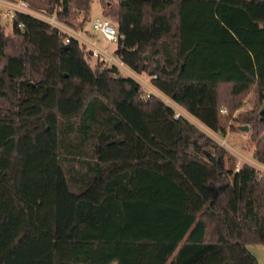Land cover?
Returning <instances> with one entry per match:
<instances>
[{
	"label": "trees",
	"instance_id": "trees-1",
	"mask_svg": "<svg viewBox=\"0 0 264 264\" xmlns=\"http://www.w3.org/2000/svg\"><path fill=\"white\" fill-rule=\"evenodd\" d=\"M25 1L83 19L90 3ZM99 4L123 61L209 129L223 132L254 84L264 104V0ZM88 56L31 14L10 33L0 21V264H259L248 245H264V171L225 168L192 122ZM237 118L264 164V108Z\"/></svg>",
	"mask_w": 264,
	"mask_h": 264
},
{
	"label": "rangeland",
	"instance_id": "rangeland-1",
	"mask_svg": "<svg viewBox=\"0 0 264 264\" xmlns=\"http://www.w3.org/2000/svg\"><path fill=\"white\" fill-rule=\"evenodd\" d=\"M106 1V0H105ZM109 2H112L114 0H107ZM29 7L34 11V12H42L45 14H53L55 19L59 22V25L61 27V31H63L62 33L68 35L73 33V30L81 28L82 26H84L86 29L91 30L92 32H94L93 27H92V19L96 16H100L103 15L105 17H107L113 24L114 21L113 19L106 13L101 12V6L99 4V0H90L89 3V10H88V15L85 19H83V12H76L73 9H71V12L64 18L58 17L56 15V10L58 9V5L57 4H53L52 6V10L50 13H48L46 10L47 8V4L41 1H37L36 3H28ZM2 23V22H1ZM3 24V23H2ZM3 29L6 33H10L11 32V27H9L6 24H3ZM188 29H190V27H188ZM97 35L99 36V42L101 43H105L109 48L112 47L114 44L113 43H109L107 42L99 33H97ZM79 41V40H78ZM80 43V41H79ZM84 46V45H83ZM85 52H87L88 49L85 48ZM87 56V54H86ZM87 61L91 66H95L96 65V61L94 60L93 57L88 56L87 57ZM99 64V63H98ZM100 65V64H99ZM132 71V69H131ZM129 72H125L124 70L121 71L120 73L123 75H128ZM141 73L142 79L139 82L140 88L142 90L141 85L142 84V80H146V82L150 83V75L146 72V71H141L139 72ZM145 84V83H144ZM144 86V85H143ZM256 85H252L250 87V89L247 91L246 95L243 97V99L241 100V104L240 106L233 110L226 122V126H225V130L223 132H218V131H210V130H202V124L196 120V118L194 116H190L189 115V119L190 122L196 123L199 126H196L199 130H201L202 132H204L205 135H207L208 137H210V139H212L219 147H221L224 150V162L223 165L225 168L227 167H233L235 170V167L238 165L240 166L242 163H246L247 162H251L254 165H259L261 168L264 169V164H258L254 161V159L252 158V150L254 148V142H252L251 138H250V124L249 123H243V124H247L248 125V129L246 131H243L241 129H239V125H241V121L238 120L237 115L239 114V112H247L252 110H257L258 108H262L264 106V104H262L260 101L257 100L256 97ZM143 91V90H142ZM144 92V91H143ZM241 107V108H240ZM185 113V111H184ZM257 130L259 131V134L264 133V127L258 126ZM224 139L225 143L221 144V140ZM84 151L82 154L80 155H76L75 158L78 159H82L87 156L90 152V145H85L84 146ZM205 150L210 151V152H215L213 148H209L207 147ZM86 151V154H84ZM63 155H65L67 157V159L65 160L66 162V166L68 167L69 165H74V167H78L79 170L82 169V167L79 166L78 161H75V158H71L72 155L70 154H66L63 152ZM258 169V168H257ZM259 171L263 172V170L258 169ZM249 250L257 256L259 262L262 264L264 263V253L260 252L259 250L262 249V251H264V245L261 244H250L248 245Z\"/></svg>",
	"mask_w": 264,
	"mask_h": 264
},
{
	"label": "built area",
	"instance_id": "built-area-1",
	"mask_svg": "<svg viewBox=\"0 0 264 264\" xmlns=\"http://www.w3.org/2000/svg\"><path fill=\"white\" fill-rule=\"evenodd\" d=\"M17 13H28L35 17H38L47 23H49L51 26L55 27L58 31L63 32L61 30V27L59 25V22L55 19L53 14H45L42 12H34L28 5V3L25 0H0V21L3 24L8 25L11 27L12 21L14 17L17 15ZM92 27L94 32L97 34L99 33L107 42L113 43L114 49H108L105 46L98 47L95 45L94 42L91 43V46L88 48L87 52L88 55L93 57L94 60L100 64V66L105 65H114L119 71H125L129 72L131 71V68L123 61L122 57L117 54L115 51L116 43L118 41V38L120 37V34L117 32L115 25L105 16L100 15L96 16L92 19ZM21 25V24H18ZM70 36H73L72 34H64L63 33V40L64 42H68ZM133 71V70H132ZM131 71V72H132ZM130 73H128V76H131ZM154 75H150L152 77ZM132 77V76H131ZM133 78V77H132ZM141 80V79H140ZM139 81L138 84H139ZM146 80H142V84H144ZM140 86V85H139ZM143 85H141L142 87ZM145 95H154L155 97L162 100L164 103L168 104L173 109V116H183L185 117L184 113L180 110V108L177 106L178 104L174 103L173 100H171L168 96L163 94L160 90L156 89L155 91H151L149 89H143ZM220 111L225 112V108L221 107ZM225 143V140H221V144ZM256 163L258 161L254 160ZM246 163L254 166L256 169L263 170L259 165H254L251 162ZM262 164V163H258ZM238 165L235 167V170L238 169Z\"/></svg>",
	"mask_w": 264,
	"mask_h": 264
},
{
	"label": "crops",
	"instance_id": "crops-1",
	"mask_svg": "<svg viewBox=\"0 0 264 264\" xmlns=\"http://www.w3.org/2000/svg\"><path fill=\"white\" fill-rule=\"evenodd\" d=\"M73 35V37H75L77 40L80 41V43L82 45L85 46L86 49H88L90 46H91V43L94 42L96 46L98 47H107L108 49H114V46L112 47H108L105 43H101L99 42V36L95 33V32H92L91 30H88L86 29L84 26H82L81 28H78V29H74L73 30V33H71ZM135 80L139 81L140 79H142V76H141V73L139 72H135V71H132L131 74H130ZM145 84H143L144 86H142V90L145 88V89H149L151 91H155L157 88L155 86L152 85L151 81L150 83L149 82H144ZM176 103V102H174ZM177 104V103H176ZM180 110L184 113L185 115V118H187L189 121V115L191 116V114H189L182 106H180L179 104L177 105ZM241 108V107H240ZM193 116V115H192ZM196 120H198L196 118ZM199 121V120H198ZM200 122V121H199ZM193 123V122H192ZM201 123V122H200ZM194 125L196 126H199L197 125L196 123H193ZM202 124V127H199V128H202V130H210L212 131L211 129H209L208 127H206L203 123ZM259 163V162H258ZM249 248V247H248ZM260 252L264 253V251H262V249L259 250ZM256 256V255H255ZM257 258V256H256ZM257 261L259 262L258 258H257ZM111 264H115L114 262H112ZM259 264H261L259 262ZM264 264V263H262Z\"/></svg>",
	"mask_w": 264,
	"mask_h": 264
},
{
	"label": "water",
	"instance_id": "water-1",
	"mask_svg": "<svg viewBox=\"0 0 264 264\" xmlns=\"http://www.w3.org/2000/svg\"><path fill=\"white\" fill-rule=\"evenodd\" d=\"M65 47L67 46V44L64 45ZM151 51L149 50L146 54H145V57H150L151 56ZM154 61H155V64L156 66H159L160 63L158 61L157 58H154ZM264 108V106L262 107ZM239 129L243 130V131H246L248 129V125L247 124H241L239 125ZM195 147V150L196 151H199L200 150V145L199 144H195L194 145ZM206 156L208 157V159L212 162H216L217 165H218V168H221L222 167V163L219 159H217L213 154L209 153V152H206Z\"/></svg>",
	"mask_w": 264,
	"mask_h": 264
}]
</instances>
